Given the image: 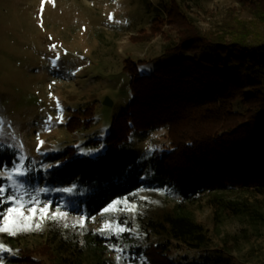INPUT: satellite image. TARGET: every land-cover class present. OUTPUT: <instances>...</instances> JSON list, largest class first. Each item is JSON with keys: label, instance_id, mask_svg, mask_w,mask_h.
Here are the masks:
<instances>
[{"label": "rangeland", "instance_id": "374dc122", "mask_svg": "<svg viewBox=\"0 0 264 264\" xmlns=\"http://www.w3.org/2000/svg\"><path fill=\"white\" fill-rule=\"evenodd\" d=\"M171 3L173 14L179 10L205 36L247 28L264 34V26L241 0H0V145L12 144L37 162L30 175L21 179L32 187L54 188L39 177L55 167L42 170L41 163L64 162L67 154L82 155L81 147L96 149L103 144L91 157L104 152L113 119L126 111L132 98V74L127 68L135 66L139 73L149 74L183 57H210L208 47L194 54L166 50L179 43L178 28L185 27L181 16H171L174 19L169 21ZM155 19L160 22L154 23ZM52 45L57 46L55 50ZM57 55L53 65L51 60ZM253 76L258 77L251 70L243 74L245 80ZM96 140L99 142L92 144ZM170 148L164 126L145 133L131 129L117 146L119 152L134 153L141 162L153 152ZM142 189L139 197L146 200H136L135 214H104L102 210L86 218L81 229L71 227L75 223L71 217L80 215L69 213L67 220L43 221L38 230L15 236L0 234V243L13 249L0 253L4 264H13L18 255L23 257L24 248L37 251L35 259L42 264H51L49 253H41V249L53 236L82 238L92 233L101 238L104 258L112 264L145 259L149 264H184L224 249L231 252L233 263H264V225L255 229L243 218L230 216L217 223L204 202L196 206L195 214L213 235L215 246L200 252L170 241L160 252L154 247L159 240L144 229L143 222L161 217L173 198L163 188ZM41 198L50 200L47 194ZM257 198V204L264 205V194ZM116 219L128 221L130 231L118 236L96 231L105 220L115 223ZM64 223L70 227L64 228ZM131 244L140 249L130 250ZM117 257L121 259L117 261Z\"/></svg>", "mask_w": 264, "mask_h": 264}, {"label": "trees", "instance_id": "16d2710c", "mask_svg": "<svg viewBox=\"0 0 264 264\" xmlns=\"http://www.w3.org/2000/svg\"><path fill=\"white\" fill-rule=\"evenodd\" d=\"M241 2L264 26V0ZM174 7L171 3L169 21L181 16L179 10L173 14ZM181 17L185 27L178 28L179 43L166 50L194 54L208 47L210 57H183L149 74L127 68L132 98L126 111L113 119L104 152L88 157L71 150L62 166L39 178L54 188L75 183L73 193L52 191L47 197L56 203L63 200L64 210L86 218L113 199L142 188H163L173 198L172 206L161 217L143 222L159 240L154 247L162 252L174 241L204 252L215 245L213 235L196 218V206L203 202L217 223L230 216L243 218L255 229L264 225V205L257 204V195L264 194V34L251 28L227 29L208 37L187 22V16ZM248 70L258 77L245 80ZM162 126L170 149L153 152L144 162L134 153L117 150L131 129L145 133ZM0 162L11 165L13 150H0ZM100 240L97 233L53 236L41 253H49L51 264H112L104 258ZM28 251L22 249L26 259L21 254L12 263L42 264L35 259L37 251ZM229 252L216 250L184 264H236Z\"/></svg>", "mask_w": 264, "mask_h": 264}, {"label": "snow or ice", "instance_id": "6c2138e0", "mask_svg": "<svg viewBox=\"0 0 264 264\" xmlns=\"http://www.w3.org/2000/svg\"><path fill=\"white\" fill-rule=\"evenodd\" d=\"M111 19V17H109ZM56 45H52V49H56ZM59 59L51 60V63L55 65ZM52 117L48 118L50 123ZM41 145L43 141L39 142ZM103 144L96 149L80 148L82 155L91 157L93 153H98L102 150ZM12 149L13 150V162L11 165H6L0 162V234H7L15 236L20 232H29L33 229H40L43 221H61L70 218L69 212L64 210L67 205L61 200L56 203L52 200H44L41 198V194H47L55 191L58 193H73L76 190L77 185L73 183L70 187L48 188V187H32L25 180L21 179L30 175L31 169L36 165V161L31 157H27L22 151L16 149L12 144L0 145V150ZM40 151V148H37ZM63 162H56L55 164L41 163L39 166L42 170L51 167L62 166ZM145 191L140 189L137 192L130 193L121 199H113L103 209L104 214L122 212L128 214H135L138 212L137 199H145L146 197H139V192ZM75 220V223L71 225L73 228H83L86 223V217L80 215L78 218L71 217ZM115 219V218H114ZM128 221H121L116 219L115 223L105 220L103 226L96 231L105 236H118L125 232H129L130 229L127 226ZM64 228L70 227L68 223H64ZM115 250V246L113 247ZM124 251L123 248L120 249ZM13 249L0 243V253H11ZM117 261L121 257L116 258ZM0 264H4V258L0 255ZM133 264H149L145 259L143 261L137 260Z\"/></svg>", "mask_w": 264, "mask_h": 264}, {"label": "water", "instance_id": "95a60500", "mask_svg": "<svg viewBox=\"0 0 264 264\" xmlns=\"http://www.w3.org/2000/svg\"><path fill=\"white\" fill-rule=\"evenodd\" d=\"M105 104H110L109 100H106V101H105Z\"/></svg>", "mask_w": 264, "mask_h": 264}]
</instances>
